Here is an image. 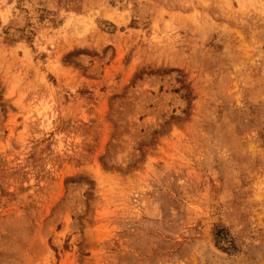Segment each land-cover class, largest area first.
Masks as SVG:
<instances>
[{
  "label": "rangeland",
  "instance_id": "374dc122",
  "mask_svg": "<svg viewBox=\"0 0 264 264\" xmlns=\"http://www.w3.org/2000/svg\"><path fill=\"white\" fill-rule=\"evenodd\" d=\"M0 264H264V0H0Z\"/></svg>",
  "mask_w": 264,
  "mask_h": 264
},
{
  "label": "bare ground",
  "instance_id": "6f19581e",
  "mask_svg": "<svg viewBox=\"0 0 264 264\" xmlns=\"http://www.w3.org/2000/svg\"><path fill=\"white\" fill-rule=\"evenodd\" d=\"M111 17V16H110ZM112 18V17H111Z\"/></svg>",
  "mask_w": 264,
  "mask_h": 264
}]
</instances>
